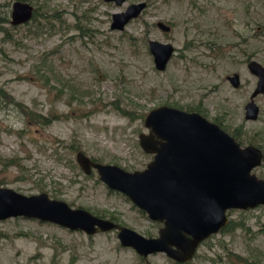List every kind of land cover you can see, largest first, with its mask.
I'll list each match as a JSON object with an SVG mask.
<instances>
[{"label": "rangeland", "instance_id": "obj_1", "mask_svg": "<svg viewBox=\"0 0 264 264\" xmlns=\"http://www.w3.org/2000/svg\"><path fill=\"white\" fill-rule=\"evenodd\" d=\"M14 0H0V185L26 194L46 191L73 207L155 236L162 225L95 169L85 174L75 152L101 162L142 169L152 157L139 145L147 111L166 104L200 108L236 130L242 144L264 149V92L258 117L244 104L257 77L250 54L264 66V0H147L123 30L110 27L121 5L104 0H31L36 20L10 23ZM170 25L163 31L155 22ZM170 42L166 67H155L148 40ZM238 72L241 84L227 75ZM56 115L49 124L23 110ZM13 160L14 163L6 164ZM264 177V159L253 168ZM231 228L204 239L179 263L162 252L139 255L120 244L115 229L87 234L30 217L0 219V264H264V204L227 210ZM114 220V219H113Z\"/></svg>", "mask_w": 264, "mask_h": 264}, {"label": "water", "instance_id": "obj_2", "mask_svg": "<svg viewBox=\"0 0 264 264\" xmlns=\"http://www.w3.org/2000/svg\"><path fill=\"white\" fill-rule=\"evenodd\" d=\"M121 5L125 0H114ZM145 1L131 2L112 13L111 28L122 30L145 7ZM33 6L23 0L12 3L10 23L28 21ZM164 31L170 26L157 21ZM154 65L166 67L175 48L170 42L148 40ZM247 67L257 77L245 118L256 119L259 106L254 97L264 92V66L250 60ZM237 72L228 76L239 84ZM147 132L138 134L139 145L152 157L142 169L127 170L119 164L92 159L77 149L75 159L85 174L96 170L109 188L126 195L147 216L162 225L155 236H145L134 228L84 207H73L46 191L26 194L0 185V219L30 217L56 223L87 234L115 229L119 242L132 247L142 257L162 252L179 263L190 261L199 244L224 227L230 208L248 209L264 204V177L253 168L263 161L262 149L253 143L242 145L218 123L198 111L158 105L144 117Z\"/></svg>", "mask_w": 264, "mask_h": 264}, {"label": "flooded vegetation", "instance_id": "obj_3", "mask_svg": "<svg viewBox=\"0 0 264 264\" xmlns=\"http://www.w3.org/2000/svg\"><path fill=\"white\" fill-rule=\"evenodd\" d=\"M15 1V0H14ZM23 1H27V2H29L32 6H33V11H32V15H31V17H30V19L28 20V21H31V20H36V17H37V15L39 14V11H38V8L37 7H35L33 4H32V1L31 0H23ZM104 1H106V2H111V3H115L116 5H118L114 0H104ZM126 1V0H125ZM124 1V2H125ZM139 1H145L146 2V5H145V7L141 10V12L136 16V17H134V18H131L128 22H130L131 20H133V19H135V18H138L141 14H142V12L144 11V9L146 8V6L148 5V1L147 0H139ZM124 2H122V4L124 3ZM135 2H138V1H135ZM13 3V2H12ZM129 3H131V2H129ZM128 3V4H129ZM127 4V5H128ZM126 5V6H127ZM126 8V7H125ZM124 8V9H125ZM36 10V16H35V18H33V15H34V11ZM11 11H12V4H11ZM11 11H10V19H11ZM121 11V10H120ZM115 12V11H114ZM113 13V12H112ZM112 13H111V19H112ZM160 20V19H159ZM159 20H157V21H159ZM28 21H26V22H24V23H20V24H25V23H27ZM157 21L155 22V24L158 26V24H157ZM161 21H163V20H161ZM127 22V23H128ZM164 23H166L165 21H163ZM127 23H126V25H127ZM12 24V23H11ZM166 24H168V23H166ZM13 25V24H12ZM16 25H19V24H16ZM126 25H125V27H126ZM169 25V24H168ZM170 26V25H169ZM111 27V26H110ZM159 27V26H158ZM160 29H162L161 27H159ZM171 28V27H170ZM112 29H114V28H112ZM118 30V29H117ZM123 30V29H122ZM163 30V29H162ZM170 30V29H169ZM169 30H165V32L166 31H169ZM164 31V30H163ZM253 59H255V58H253V56L252 55H248L247 57H246V60H247V64H248V62L250 61V60H253ZM256 60V59H255ZM236 71H234V72H232L231 74H228L227 75V79H228V76L229 75H232L233 73H235ZM238 73V72H237ZM239 74V73H238ZM239 78H240V75H239ZM229 82H230V80H229ZM231 83V82H230ZM241 84V79H239V84L237 85V86H239ZM232 86H234L233 84H231ZM237 86H234V87H237ZM255 88V87H254ZM253 91V90H252ZM252 93V92H251ZM263 93V92H262ZM258 95V94H257ZM255 98V97H254ZM251 99V94H250V96H249V99L246 101V103L249 101ZM254 101H255V99H254ZM256 102V101H255ZM246 103L244 104V117H245V105H246ZM259 106V105H258ZM176 107V106H175ZM186 110V109H185ZM189 111H198L199 113H201V114H203L204 116H206V114L200 109V108H197V110H189ZM259 114V113H258ZM207 117V116H206ZM258 117V116H257ZM208 118V117H207ZM209 119V118H208ZM219 118H214V120H211V121H214V122H216V123H218L223 129H225L227 126H225L224 124H222V122L220 121V120H218ZM245 119H247V118H245ZM251 120H254V119H251ZM228 128V127H227ZM226 128V129H227ZM225 129V130H226ZM227 131V130H226ZM232 131V133H230V134H232L233 136H234V138L236 139V140H238L237 139V137H236V135H235V133L234 132H237L236 130H231ZM228 132V131H227ZM239 138V137H238ZM239 141V140H238ZM240 142V141H239ZM241 143V142H240ZM242 144V143H241ZM247 144H249V143H247ZM253 144H255V143H253ZM242 145H246V144H242ZM255 145H257V144H255ZM258 146L260 147V144H258ZM261 149H262V151H263V153H264V149L262 148V147H260ZM263 159H264V157H263ZM94 160H96V159H94ZM111 190H113V189H111ZM111 219V218H110Z\"/></svg>", "mask_w": 264, "mask_h": 264}, {"label": "trees", "instance_id": "obj_4", "mask_svg": "<svg viewBox=\"0 0 264 264\" xmlns=\"http://www.w3.org/2000/svg\"><path fill=\"white\" fill-rule=\"evenodd\" d=\"M35 16H36V10L34 11L33 18H35ZM1 20L8 21V19H6V17H0V21ZM0 94L7 95L6 91L4 90V88H2V86L0 87ZM21 106H22L23 110L26 112V114L30 117V119L32 121H35L36 123H40V124L46 125V124H49L52 121L53 117L56 118L55 117L56 115H54V114H53V116L52 115H44L42 113L29 110L25 105H21ZM234 133H235L236 137L237 138L239 137L238 139H240V136L238 135V132H234ZM92 159H94V158H92ZM12 163H14L13 160L6 162L7 165L8 164H12ZM111 219L116 220L115 217L114 218L111 217ZM230 228H231V220L228 221V223L224 227H222L221 230L222 231H226V230H228Z\"/></svg>", "mask_w": 264, "mask_h": 264}]
</instances>
